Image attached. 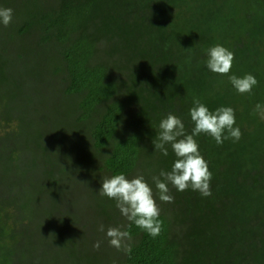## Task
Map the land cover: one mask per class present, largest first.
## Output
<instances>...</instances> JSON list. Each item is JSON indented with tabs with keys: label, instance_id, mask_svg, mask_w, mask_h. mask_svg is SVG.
Wrapping results in <instances>:
<instances>
[{
	"label": "trees",
	"instance_id": "trees-1",
	"mask_svg": "<svg viewBox=\"0 0 264 264\" xmlns=\"http://www.w3.org/2000/svg\"><path fill=\"white\" fill-rule=\"evenodd\" d=\"M28 1L13 8L17 23L0 24V186L5 188L0 191V264H264V134L249 130L259 115L255 105H264V3L55 0L43 11ZM216 44L234 52L228 75L256 77L251 93L238 94L228 75L207 68V51ZM24 57L51 64L54 73L61 65L64 94L76 96L72 121L86 126L93 146L102 149L100 166L109 176L143 174L152 186L163 222L158 236L129 227L127 219L117 222L116 202L106 196L99 202L88 198L94 213L89 226L111 222L127 228L130 253L96 250L90 237L76 239L75 234L83 235L76 230L61 235L77 211L61 215L51 166L59 157L68 170L82 167L89 174L93 156L72 157L61 148L51 158L42 131L32 125L29 103L37 104L43 118H53L56 109L47 115L45 98L37 101L23 89ZM15 64L21 71H13ZM195 97L210 111L232 107L242 135L222 144L203 133L196 137L212 173V195L177 191L169 184L174 200L161 202L152 178L170 171L176 156L171 145L162 155L153 141L170 112L191 133ZM22 149H27L25 162ZM36 162L42 167L34 182ZM10 168L12 179H5ZM16 184L18 190L12 191Z\"/></svg>",
	"mask_w": 264,
	"mask_h": 264
},
{
	"label": "clouds",
	"instance_id": "clouds-1",
	"mask_svg": "<svg viewBox=\"0 0 264 264\" xmlns=\"http://www.w3.org/2000/svg\"><path fill=\"white\" fill-rule=\"evenodd\" d=\"M12 18V8L0 7V24L7 26L12 22ZM207 56L206 66L210 71L219 75H228L231 72L235 59L233 51L216 44L208 49ZM228 79L240 94L251 93L258 84L256 77L251 73L243 76L228 75ZM254 111L264 119V105L257 103ZM189 113L194 123L190 134L185 131L182 120L170 112L166 118L161 119L160 131L157 139L153 141L154 149L162 155H168L166 145H171L176 156L170 171L161 170L158 176L152 178L161 202L171 203L174 200L169 184L177 191L191 188L204 197L212 195L210 187L212 173L208 162L199 151L196 137L203 133L211 136L217 144H222L224 139L228 138L239 141L242 135L240 128L235 126V110L230 106H220L210 111L200 98L195 97ZM225 132L228 133L227 136L224 135ZM99 194L116 202L121 215L130 222L129 227L135 224L152 237L161 233L163 229V222L159 218L161 209L152 186L145 180L143 174L129 178L121 172L104 178ZM99 230L105 231L104 225H100ZM106 236L112 247L117 250L123 249L126 253L131 252L129 242L132 236L127 228L110 226L106 229ZM99 246L100 241L93 245L95 248Z\"/></svg>",
	"mask_w": 264,
	"mask_h": 264
},
{
	"label": "rangeland",
	"instance_id": "rangeland-1",
	"mask_svg": "<svg viewBox=\"0 0 264 264\" xmlns=\"http://www.w3.org/2000/svg\"><path fill=\"white\" fill-rule=\"evenodd\" d=\"M23 1L25 0H9V2L7 3L6 0H0V4H4L3 2H6L7 5H4V7H10L13 9L14 7L20 8ZM54 2L55 0H29L28 5H30L32 8L35 7L36 9L44 11L47 8L52 7ZM252 2H255V5L257 2L263 5L264 0H238V4L240 6L252 4ZM18 19V15L16 16V13L13 14L12 21L17 23ZM31 37V35L28 36V38ZM36 40V37L32 39V41ZM48 45H50V43H48ZM44 53L46 55L47 51H44ZM6 54L9 55L8 57L12 55V53L8 52ZM21 64L25 71L24 79L22 81L23 89L31 90L33 92V98L37 101L40 98H45L47 107L42 108L47 115H49L50 113L49 109H51L52 107L56 109L53 114L55 115L53 118H43L44 114L41 113V109L38 106L35 107L37 104L35 103V105H33V102L29 103V107L32 108V110L30 111L35 114V116H32V125L38 130L42 131L43 137H45L43 140H45V142L47 143V147L50 150L49 154H51L52 156L51 158L54 160L55 157H58V149L61 148H63V150H67L68 153L73 154L72 157H74L75 155L84 157L86 155L93 156V162L89 161V165L92 163L89 174L84 172L82 167L80 170L77 167H75L74 169L71 167L72 169L68 170V164H65V161L61 160V158L59 157L57 161L55 160L56 167L54 168L53 166H51V174H53V176L56 177L55 179H57L55 187L60 194L59 200L61 201V206H63V209L61 210L62 214H60L65 216L70 213L69 211L71 210L77 211L73 216L75 222H70L68 224V229L62 231L61 235H69L68 232L74 234L76 232H81L83 235H80L79 233L75 234L76 239L81 236H85L87 238L90 237L91 241L93 242L92 245H94L95 242L100 241L99 248L93 247L96 250L105 249L111 251L113 249H116L109 244V238L106 236V229L112 226L111 222L104 225L105 231H100L99 226L95 227L96 224L93 228L89 226V223L93 218L92 215H94V213L92 211V205L90 204L88 198H91V202H93V199L96 200L95 202H99L102 198H104L99 193L96 194V192L101 188L102 180L110 176L109 173L100 166L101 157L99 155L102 154V149L93 146L91 138L87 134L86 126H81V124L80 126L76 125L77 123H74L72 121L73 116H75V113L77 112L76 108L73 105V101L76 99V96L64 94V82H62L61 80V65L59 66V69H57V71L54 73L51 70V64L49 63H47V65L45 63L37 64L35 61L25 59L24 57L21 60ZM14 66V72L21 71L20 66H18L17 64H15ZM11 88L14 87L11 86ZM246 97H248V95H246ZM244 102L246 103V99H244ZM248 103L250 102L248 101ZM67 106L71 108L70 112H62L61 110L63 108L66 109ZM29 107H27L26 110H29ZM256 120L253 122V124H251L249 130L264 134V122L263 119H261L260 114L258 115ZM257 122L258 124H262V128L256 124ZM84 125H87V123H84ZM19 152L22 154V162H25V160L23 159V155H25L27 149H22ZM36 161L39 160L37 159ZM61 166L62 169H60V171L59 167ZM39 167H42V164L40 162H36V164L34 165L35 171L39 170L37 169ZM13 170L14 168H10L9 171L5 173L7 176L5 177V179H12ZM76 170H78L79 172H77ZM37 172L38 171H36L34 182L39 181ZM32 173L33 172L27 173V176L30 175L31 177ZM128 177L131 178L134 176L130 174L128 175ZM5 179L2 180L4 181ZM29 179L30 178L27 179L26 177L25 182H27V180ZM17 184L19 185V183ZM17 184L12 187V191L18 190L19 186ZM2 185L3 184H1L0 186V191L3 193L5 192V188ZM93 187L97 189L95 193ZM87 206L91 207L87 208ZM113 217L117 222L120 223H123V221L126 219L123 215H121L118 208L116 214ZM96 223H98V221H96Z\"/></svg>",
	"mask_w": 264,
	"mask_h": 264
}]
</instances>
